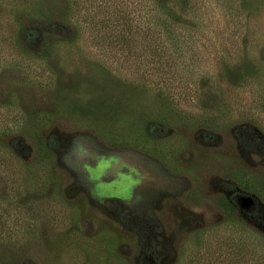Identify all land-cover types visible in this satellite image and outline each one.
Instances as JSON below:
<instances>
[{
  "label": "rangeland",
  "instance_id": "obj_1",
  "mask_svg": "<svg viewBox=\"0 0 264 264\" xmlns=\"http://www.w3.org/2000/svg\"><path fill=\"white\" fill-rule=\"evenodd\" d=\"M0 0V264H264V0Z\"/></svg>",
  "mask_w": 264,
  "mask_h": 264
},
{
  "label": "trees",
  "instance_id": "obj_2",
  "mask_svg": "<svg viewBox=\"0 0 264 264\" xmlns=\"http://www.w3.org/2000/svg\"><path fill=\"white\" fill-rule=\"evenodd\" d=\"M147 9L144 5H142L141 0H138V24H149V11L144 12L141 14L142 10Z\"/></svg>",
  "mask_w": 264,
  "mask_h": 264
}]
</instances>
